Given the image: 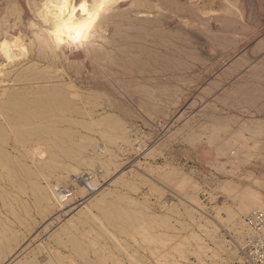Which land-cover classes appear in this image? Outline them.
Here are the masks:
<instances>
[{
  "label": "rangeland",
  "instance_id": "rangeland-1",
  "mask_svg": "<svg viewBox=\"0 0 264 264\" xmlns=\"http://www.w3.org/2000/svg\"><path fill=\"white\" fill-rule=\"evenodd\" d=\"M24 1L0 0V20L7 18L2 24L0 21L2 38L19 31L29 35L28 22L33 20V16L28 10H36L40 0ZM139 1L142 4L139 11H147L148 14H134V17L133 13H129L131 17H124L129 20L116 19L119 21L110 25L104 44L100 42L104 47L101 52L110 54L109 61L106 59L97 63L88 62L89 64L85 63L83 66L67 67L66 73L63 72L66 75L61 72L55 75L51 69L42 71L47 66L52 67L51 64L31 56L30 59L4 69L10 75L0 83V91L8 87L15 98L31 97L28 98L31 100L33 96L36 98L34 93L37 91L53 90L51 95H56V99L47 110L34 106L35 98L25 107L27 112L17 106L7 107L10 123L16 127V131L17 128L20 130L16 135L8 132L10 130L6 120L0 119L1 127L4 125V131L0 127V167H4L0 168V264H18L26 257L32 259V264H48L47 251L50 249L66 254L65 248L59 244L62 236V242L67 241L66 235L60 234L58 229L62 227L68 214L71 213L72 216L75 213L73 210L82 208L92 198L99 199L100 193L108 192L109 189L123 197L148 203L154 213L169 214L171 222L178 228L181 227L178 221L184 223L183 225L189 224L190 228L182 229V236L189 235V231L193 230L199 233L197 224H191L193 218L189 221L187 217L194 214V211H197V219L202 215V220L205 217L212 221L213 217L214 222H220L221 218H226V209L235 212L237 217L234 216L235 220L232 222L221 220V223L234 224L241 213L246 215L242 214V221L256 213L264 234V212L256 207V200L248 203L252 202L251 198L249 199L251 194L247 196L248 192L252 191L264 200V185L255 184L258 180L264 183V0H162V4L161 0H127L121 6L129 8ZM147 1L149 5L146 4ZM13 3L27 11L22 10L21 15L12 12ZM204 11L208 14H203ZM74 12L77 13L78 9H74ZM116 26L120 29H115ZM141 26L145 27L144 30ZM129 36L133 37L132 40ZM38 54L37 51L36 55ZM22 79L26 81L23 82ZM70 85L74 90L69 88ZM75 91L81 95L80 98H75L78 100L70 97ZM68 102L71 103L72 109L66 107ZM0 109L3 110L1 105ZM26 113H32L34 118L32 126L26 125L25 128L21 117ZM44 118H47V121ZM90 118L92 121L115 123V128L109 131L113 143L105 144L99 128H88ZM66 119L69 122L65 121ZM48 120L50 123L47 124ZM32 128L37 132H33V135L26 134V131H31ZM21 142H24V145ZM38 143L48 149V156L45 155V159L43 157L46 165L34 163L28 152L29 148L32 150ZM34 155L40 157L38 152ZM71 167L76 168L77 172H69ZM163 172L174 176L173 183L166 184L162 178L158 179L157 176H162ZM120 178L122 180L119 184L114 182ZM181 179L189 180L195 185L194 191H190L189 195L197 198L196 203L191 202L186 194L178 190V183L175 182ZM92 182L96 185H92ZM47 183L55 185L57 192L60 191L73 201L60 207L54 198L48 200L45 192ZM34 184L37 185L36 188H33ZM226 185L231 194L223 192V186L226 188ZM133 186L135 191L131 188ZM228 189L226 192L230 193ZM79 190H84L85 194H77ZM114 196L112 199L117 198ZM112 199L108 198L109 201ZM240 201H244L243 204L248 203L249 207L254 204L255 208L245 210L247 214L244 209L241 212ZM168 209L173 210V213H168ZM11 210L12 215L9 213ZM51 220H54V223ZM208 220L209 224H213ZM221 223L216 230L222 241H230V232ZM93 225L95 224L87 222L77 230L73 229L76 233L71 230L70 236H75L74 239L77 238L85 245L82 244L85 252L82 258L77 260L78 264H115L116 258L123 264H129L128 260L126 261L127 252H137L142 261L144 260L143 264H159L158 254L154 255L150 251L153 250V245L148 247L140 241L136 243L128 234H122L118 227L106 226L104 220L97 225H105L106 234L103 231L99 233L101 230H97ZM91 229L94 230L93 234L89 231ZM3 230L5 232H2ZM54 235L56 236L53 237ZM81 235L84 236L81 238ZM91 237L96 239L95 244L89 242L93 240ZM204 238L207 237L201 234L203 243L192 242L190 252L205 243L209 249H214L219 254L218 246L213 242L211 243L214 246L210 242L207 244ZM42 241L48 248L47 251L42 250ZM16 247L18 249H15ZM167 249L166 247L164 251L167 252ZM258 252L261 256L259 264H264V240ZM221 255L222 258H227L226 255ZM211 257V253H208L202 257L200 263L194 256H188L189 264H213V260L216 264L225 262L220 255L215 259ZM185 262L188 263V259L180 263L186 264ZM238 263L243 264L233 258L223 264Z\"/></svg>",
  "mask_w": 264,
  "mask_h": 264
},
{
  "label": "bare ground",
  "instance_id": "bare-ground-1",
  "mask_svg": "<svg viewBox=\"0 0 264 264\" xmlns=\"http://www.w3.org/2000/svg\"><path fill=\"white\" fill-rule=\"evenodd\" d=\"M22 1V0H21ZM126 2L127 0H91V1H85V0H78L76 2V0H67V3L69 5L68 9L65 10L63 13L60 12V7L65 3V0H40V5L39 7L36 9V10H31L29 9L28 12L33 16L31 18H33V20L31 21L29 18L28 20H30L31 22H28V28L30 30V33L29 35L27 34H24L22 32H18V33H14V35H10L9 37H5L2 38L1 36V40H0V61L3 62V63H0V77H1V80H0V83H3L4 82V79L7 77H9L8 75H10L8 73V71L4 70L5 68L7 67H10L12 66L13 64L17 63V62H22V61H25L27 59H30L31 56L35 57V58H38L39 60H41V62H47L49 64L52 65V67L50 66H47L46 68H43L42 71H47V70H53L54 71V74L57 73V72H65V69L67 67H74V66H83L85 63L86 64H89L88 62H96L97 61H104V60H108V54H103L101 51H103L104 47L100 44V42H103L104 44V41H106V38H105V34L106 32L109 30V27L110 25H114L116 24V21H121V19L124 17L126 18V16L129 14V13H133V16L134 14L135 15H146L148 14V12L146 11H139L141 8V3L140 1L136 4H132L129 8H124L123 6H121V4L123 2ZM135 1V0H134ZM138 1V0H137ZM142 1V0H141ZM165 1V0H164ZM163 1V2H164ZM224 1V0H223ZM26 2V0L24 1V3ZM76 2V3H75ZM144 2V1H143ZM142 2V3H143ZM146 2V0H145ZM158 2V1H157ZM160 2V1H159ZM168 2V1H167ZM181 2V1H180ZM81 3H84L87 5L86 9L81 11L80 10V4ZM149 2L147 1L146 4H148ZM169 3V2H168ZM167 3V4H168ZM12 4V3H11ZM14 5L13 8H12V12L16 13V14H19L21 15L20 13L22 12L23 9L20 8V6H16V3H13ZM39 4V3H38ZM161 4H162V0H161ZM28 5V3H27ZM149 5V4H148ZM147 5V6H148ZM146 6V8H148ZM166 6V5H165ZM196 6V5H195ZM24 7H27V6H24ZM143 7V6H142ZM159 7H162V6H159ZM140 8V9H139ZM145 8V7H143ZM156 8V7H155ZM154 8V9H155ZM232 8V7H231ZM26 9V8H25ZM74 9L77 10L78 9V12H74ZM153 9V8H152ZM157 9V8H156ZM160 10V9H159ZM164 10V9H163ZM167 10V9H166ZM8 11V10H7ZM5 11V12H7ZM25 11V10H24ZM27 11V9H26ZM25 11V12H26ZM165 11V10H164ZM208 11V10H207ZM217 11V10H216ZM9 12V11H8ZM6 13L7 15L9 13ZM171 12V11H170ZM209 12V11H208ZM212 12V11H211ZM203 14L206 13L205 11L202 12ZM201 13V14H202ZM13 14V13H12ZM208 14V13H206ZM205 14V15H206ZM210 14V13H209ZM29 15V14H28ZM132 15V14H131ZM151 15V14H150ZM156 15V14H155ZM159 15V14H158ZM9 16V15H8ZM15 16V15H14ZM18 16V15H17ZM16 16V18H17ZM130 16V15H128ZM127 16V17H128ZM172 16V15H170ZM7 17V16H5ZM11 17V16H9ZM20 17V16H19ZM131 17V16H130ZM135 17V16H134ZM141 17V16H140ZM138 16V18H140ZM91 18V23L89 24V20ZM120 18L119 20H116ZM129 18V17H128ZM127 18V19H128ZM137 18V19H138ZM143 18V17H142ZM7 19V18H6ZM6 19L4 20H0L1 21V24L3 23L2 21L6 22ZM19 19V18H18ZM126 19V20H127ZM137 19L135 21H137ZM207 19V18H206ZM27 20V21H28ZM124 19V21H126ZM129 20V19H128ZM143 20V19H142ZM148 21V20H147ZM129 22V21H128ZM127 22V23H128ZM133 22V21H132ZM120 23V22H119ZM118 23V24H119ZM123 23V22H122ZM120 23V24H122ZM130 23H131V20H130ZM136 23V22H135ZM141 23V22H140ZM145 23L146 20H145ZM144 23V24H145ZM149 23V22H148ZM119 24V25H120ZM27 25V24H26ZM87 25V27H82V26H85ZM118 25V26H119ZM130 25V24H129ZM128 25V26H129ZM142 25V24H141ZM14 26V25H13ZM25 26V25H24ZM118 26H116L115 29H120L117 28ZM122 27V25H120ZM124 26V25H123ZM132 26V25H130ZM137 26V25H136ZM144 26V25H143ZM143 26H141L143 28ZM148 26V24H147ZM3 27V26H2ZM1 27V28H2ZM112 27V26H111ZM126 27V26H125ZM14 28V27H13ZM16 28V27H15ZM141 28V29H142ZM145 28V27H144ZM143 28V30H144ZM12 29V28H11ZM22 29V28H20ZM19 29V30H20ZM131 29V28H129ZM139 28H137L136 31H138ZM10 30V28H9ZM17 30V29H16ZM60 31V36H59V40L60 41H63V43H59L58 42V37L55 35L57 33V31ZM77 30H79V33H80V38L79 40L77 41L75 39V37L77 36ZM124 30V29H123ZM122 30V31H123ZM126 30V29H125ZM142 30V31H143ZM7 31V30H6ZM118 31V30H117ZM116 31V32H117ZM120 31V30H119ZM140 31V30H139ZM8 32V31H7ZM115 32V33H116ZM124 32V31H123ZM123 32H121V34H123ZM126 32V31H125ZM124 32V33H125ZM128 32V31H127ZM131 32H134V31H131ZM131 32H129L128 34L131 35ZM4 33V32H3ZM6 33V32H5ZM11 33V32H10ZM27 33V31H26ZM7 34V33H6ZM119 34V32H118ZM4 35V34H3ZM111 35V34H110ZM113 35V34H112ZM120 35V34H119ZM118 35V37H120ZM127 34H125L124 36L126 37ZM143 35V34H142ZM115 36V34L113 35ZM112 36V37H113ZM133 36V35H132ZM131 36V37H132ZM70 37H72L70 39ZM111 37V38H112ZM116 36V38H118ZM124 37V38H125ZM130 37V36H129ZM130 37V38H131ZM135 37V35H134ZM139 37V35L137 36ZM133 38V37H132ZM131 38V40H132ZM136 38V37H135ZM140 38V37H139ZM113 40L115 39L112 38ZM127 39V38H126ZM125 40V39H124ZM114 42V41H113ZM113 42H110V43H113ZM120 42V41H119ZM126 42V40H125ZM107 43V42H106ZM124 43V42H123ZM127 43V42H126ZM125 43V44H126ZM119 44V43H118ZM121 44V43H120ZM106 45V44H105ZM124 45V44H123ZM111 46V45H110ZM114 47V46H113ZM127 47V46H126ZM120 48V47H119ZM123 48V47H122ZM109 49V48H108ZM113 49V48H112ZM117 50V48H116ZM114 50V51H116ZM39 52L38 55H36V52ZM105 51V50H104ZM108 51V50H107ZM111 52V50H109ZM106 52V51H105ZM109 53V52H108ZM117 53V52H116ZM115 53V54H116ZM120 53V52H119ZM113 54V52L111 53ZM123 54V53H122ZM107 55V56H105ZM113 58V57H112ZM34 60V59H33ZM112 60V59H111ZM110 60V61H111ZM29 61V60H28ZM27 61V62H28ZM109 61V60H108ZM106 62V61H105ZM33 63V62H32ZM92 63V64H93ZM95 63V64H96ZM107 63V62H106ZM4 64V65H3ZM91 64V63H90ZM91 64V65H92ZM35 65V64H34ZM39 65V64H38ZM41 65V64H40ZM102 66V65H101ZM28 67V66H27ZM87 67V65H86ZM100 67V66H99ZM104 67V66H103ZM18 68V67H17ZM31 68V67H29ZM15 69V68H13ZM11 69L10 72L13 70ZM26 69V67L24 68ZM73 69V68H71ZM77 69V68H75ZM84 69V68H82ZM23 70V69H22ZM33 70V69H31ZM80 70V69H79ZM76 71V70H75ZM19 72V71H18ZM29 72V71H28ZM37 74H38V71H36ZM35 72V73H36ZM12 73V72H11ZM25 73H27L25 71ZM60 73V74H61ZM66 73V72H65ZM24 74V73H23ZM40 74H41V71H40ZM53 74V75H54ZM76 74V72H75ZM29 75V74H28ZM56 75V74H55ZM63 75H66L63 73ZM18 76V75H17ZM52 76V75H51ZM15 77V76H14ZM21 77V76H20ZM19 77V78H20ZM25 77V76H24ZM46 77V75L44 76V78ZM35 78V77H34ZM38 78V77H37ZM59 78V77H58ZM15 79V78H14ZM61 79V78H60ZM6 80V79H5ZM39 80V79H38ZM42 80V79H41ZM49 80H51L49 78ZM48 80V81H49ZM21 81V80H20ZM22 81H26V80H23ZM13 82V81H12ZM15 82V81H14ZM53 82V81H52ZM57 82V81H56ZM33 83V82H32ZM32 83H30L32 85ZM42 83V82H41ZM29 84V83H27ZM37 84V83H36ZM65 84V83H64ZM71 84V83H70ZM6 85V84H5ZM4 85V87H5ZM12 85V84H11ZM15 85H18V84H15ZM15 85H14V88H15ZM20 85V83H19ZM40 85V83H39ZM53 85V84H52ZM21 86V85H20ZM29 86V85H28ZM34 86V85H33ZM32 86V87H33ZM46 86V85H44ZM35 87V86H34ZM8 87H6L5 89L1 88L2 90L0 91V105L3 107V110L0 109V119L3 118L4 120H6L7 122V127L9 128L10 133L12 134H15L16 135V132L17 131H20L18 130L19 128H17V131H16V127L14 125H12L7 117V107H12L13 106H17L18 108H20L23 112H27L26 108L28 103H30L31 100H33V98H35L33 96V98L31 100H29L28 98H31V97H22V98H15V95L13 93H10V88L7 89ZM26 88V87H25ZM69 88L73 89L74 87H72V85L69 86ZM67 88V90L69 89ZM16 89V88H15ZM13 89V90H15ZM42 89V88H41ZM30 90V89H29ZM28 90V91H29ZM58 90V89H57ZM74 90V89H73ZM72 90V91H73ZM27 91V92H28ZM35 91V90H34ZM33 91V92H34ZM41 91V90H40ZM37 91L35 92V105L34 106H39V108L41 110H47L49 108L52 107V103L55 102V96H52L51 95V91L53 90H45V91ZM20 92V91H19ZM19 92H16V93H19ZM63 92V91H62ZM78 92V90H77ZM75 91L74 94L70 95L71 98H80L81 95H79ZM22 93V91H21ZM20 93V94H21ZM66 93V92H65ZM60 94V92H59ZM67 94V93H66ZM33 95V94H32ZM58 95V94H57ZM31 96V95H30ZM69 97V98H70ZM83 97V96H82ZM85 97V96H84ZM64 98V97H63ZM90 98V97H89ZM60 99V98H58ZM61 100H63L61 98ZM75 100H78V99H75ZM87 100V98H86ZM33 101V102H34ZM57 101V100H56ZM80 101H82L80 99ZM89 101V100H88ZM32 102V101H31ZM58 102V101H57ZM64 102V101H63ZM65 104V102H64ZM76 104V103H75ZM30 105V104H29ZM31 106V105H30ZM74 106V105H72ZM66 107H69L70 109L71 108V103L68 102L67 103V106ZM75 107V106H74ZM6 108V109H5ZM36 108V107H35ZM38 109V108H37ZM53 109V108H52ZM62 109V108H61ZM78 109V110H77ZM77 109L75 108V111H79V108L77 107ZM63 110V109H62ZM66 110V109H65ZM69 110V109H68ZM50 111V110H49ZM67 111V110H66ZM72 111V110H71ZM74 111V112H75ZM76 111V112H77ZM68 112V111H67ZM75 112V113H76ZM14 113V112H12ZM38 113V112H36ZM79 113V112H78ZM87 113V112H86ZM16 114V113H15ZM40 114V113H39ZM52 114V113H51ZM65 114V112H64ZM9 115V113H8ZM44 115V114H43ZM46 115V114H45ZM49 115V114H48ZM54 115V114H52ZM59 115H63V114H59ZM89 115V114H88ZM51 116V115H50ZM21 117V116H20ZM23 117V118H22ZM21 119L23 120L22 122L24 123V127L27 125H31L32 124V121H33V118H34V115L32 113H26L24 116H22ZM88 117V116H86ZM15 118V117H14ZM55 119V118H54ZM65 119V118H64ZM45 121H47V118L45 119ZM51 120V118H50ZM48 120L47 124L50 123ZM90 120V123L88 125V128H91V129H94V128H99V130L101 131V136H102V139L104 140L105 144L106 142L108 143H113V138L109 136V131L111 132V130H113L115 128V123L114 122H111V121H92L91 118L89 119ZM36 121V120H35ZM58 121V120H57ZM65 121H68L67 119ZM4 122V121H3ZM21 122V121H20ZM21 122V123H22ZM43 122V121H42ZM53 122V121H52ZM55 122V121H54ZM62 122V121H61ZM69 122V121H68ZM44 123V122H43ZM88 123V122H86ZM6 124V123H5ZM46 124V122H45ZM54 124V123H52ZM79 124V123H78ZM20 125V124H19ZM39 124H37L38 126ZM43 125V124H42ZM51 125V124H50ZM55 125V124H54ZM68 124L66 123V126ZM73 125V124H72ZM71 125V126H72ZM4 125H2L3 127ZM32 126V125H31ZM35 126V125H34ZM49 126V125H48ZM69 126V125H68ZM67 126V127H68ZM83 126V125H82ZM1 127V125H0ZM1 127V130H3V128ZM6 127V126H5ZM58 127V126H57ZM60 127V126H59ZM77 127V126H76ZM84 127V126H83ZM87 127V126H85ZM84 127V128H85ZM26 128V127H25ZM28 128V127H27ZM39 128V126H38ZM73 128V127H72ZM7 129V128H6ZM29 129V128H28ZM58 129V128H57ZM62 129V128H61ZM59 128V130H61ZM65 129V128H64ZM30 130V129H29ZM42 130V128H41ZM40 130V131H41ZM58 130V132H59ZM4 131V130H3ZM25 131V130H24ZM64 131V130H63ZM87 131V130H86ZM90 131V130H89ZM27 133L26 134H32L33 135V132H37V130H32L31 131H26ZM68 132V131H67ZM66 132V133H67ZM91 132V131H90ZM94 132V131H92ZM3 132L1 131V134ZM6 135V131L4 132ZM25 133V132H24ZM21 134V132H20ZM47 134V132H46ZM17 135L19 136V133H17ZM25 135V134H24ZM37 135V134H36ZM56 135V133H55ZM9 135H7L8 137ZM23 136V134H22ZM20 136V137H22ZM39 136V134H38ZM62 136V135H60ZM66 136V135H65ZM14 137V136H13ZM26 137V136H25ZM32 137V136H31ZM34 137V136H33ZM57 137V136H56ZM84 137V136H83ZM82 137V138H83ZM54 138V136H53ZM211 138V137H210ZM22 139V138H21ZM30 138H28L29 140ZM34 139V138H33ZM38 139V138H37ZM70 139V138H68ZM72 139V138H71ZM213 139V138H212ZM13 140V138H12ZM79 140V139H78ZM83 140V139H82ZM211 140V139H210ZM7 141V140H6ZM10 141V140H9ZM25 141V140H24ZM42 141V140H41ZM40 141V142H41ZM45 141V140H44ZM49 141V140H48ZM59 141V140H58ZM73 141V140H72ZM92 141V140H91ZM3 142V141H2ZM20 142V141H19ZM43 142V141H42ZM53 142V141H52ZM55 142V141H54ZM65 142V141H64ZM77 142V141H76ZM80 142V141H79ZM14 143V142H13ZM22 143V142H21ZM24 143V142H23ZM22 143V145H24ZM28 143H30V141H28ZM51 143V142H50ZM72 143V142H71ZM89 143V142H88ZM107 143V144H108ZM4 144V142H3ZM35 144V142H34ZM44 144H47V143H44ZM62 145V143H60ZM79 144V143H78ZM84 144V143H83ZM90 144V143H89ZM19 145V143H18ZM28 145V144H27ZM57 145V144H56ZM73 145V144H72ZM92 145V143H91ZM3 146V145H2ZM106 146V145H105ZM109 146V144H108ZM23 147V146H22ZM65 147V145H64ZM86 147V146H85ZM5 148V147H4ZM75 148V147H74ZM32 149V148H31ZM79 149L81 150V148L79 147ZM33 150H35V152H38L40 155V157H36L34 154L35 152H33ZM53 150V149H51ZM56 150V149H55ZM62 150V149H61ZM64 150V149H63ZM83 150V149H82ZM106 150V148H105ZM57 151V150H56ZM60 151V150H59ZM68 151V150H66ZM110 151V150H109ZM27 152V151H25ZM29 154L31 155L30 157L33 159L34 163L36 164H45L44 162V159H45V155L48 156V149L43 146L42 144L38 143V145H36L35 147H33L32 150H30L29 148ZM70 152V151H69ZM104 152V151H103ZM74 153V152H73ZM107 153V152H106ZM54 154V153H53ZM57 154V153H56ZM66 154V153H65ZM69 154V153H68ZM76 154V153H75ZM108 154V153H107ZM206 154V153H205ZM209 154V153H208ZM22 155V154H21ZM52 155V154H51ZM71 155V154H70ZM74 155V154H73ZM77 155V154H76ZM2 156V155H1ZM8 156V155H7ZM23 156V155H22ZM21 156V157H22ZM45 156V157H44ZM54 156V155H53ZM52 156V157H53ZM57 156V155H56ZM62 156V155H61ZM75 156V155H74ZM80 156V155H79ZM10 157V156H9ZM12 157V156H11ZM16 157V156H15ZM28 157V156H27ZM44 157V159H43ZM51 157V156H50ZM70 157V156H69ZM109 157V156H108ZM77 159V158H76ZM3 160V159H2ZM70 160V159H68ZM75 160V159H74ZM15 161V159H14ZM54 161V160H53ZM79 161V160H78ZM17 162V161H16ZM71 162V161H69ZM82 162V160H81ZM32 163V162H31ZM48 163V161H47ZM23 164V163H22ZM55 164V163H54ZM74 164V163H72ZM46 165V164H45ZM57 165V163H56ZM59 165V164H58ZM61 165V164H60ZM112 165V164H111ZM20 166V164H19ZM53 166V165H52ZM45 167V166H44ZM55 167V166H54ZM116 167V166H115ZM2 168V167H0ZM4 168V167H3ZM2 168V169H3ZM20 169V168H19ZM18 169V170H19ZM37 171V170H36ZM31 174L33 173L32 171H30ZM69 172H77V169L76 168H70V171ZM1 173V172H0ZM37 173V172H36ZM46 173V172H45ZM14 174V173H13ZM22 174V173H21ZM39 174V173H38ZM161 174V173H160ZM35 176V174H33ZM43 175V173H42ZM45 175V174H44ZM1 176V175H0ZM7 176V175H6ZM19 176V175H18ZM46 176V175H45ZM36 177V176H35ZM39 177V176H37ZM47 177V176H46ZM158 179H163V181H165L166 184H171L173 183V179H174V176H171V173H164L163 172V175H158L157 176ZM9 179V177H6ZM34 178V177H32ZM12 179V178H11ZM26 179V178H25ZM48 179V177H47ZM38 180V179H37ZM120 180H122L121 178L120 179H116V181L114 180V182H120ZM124 180V179H123ZM3 181V180H2ZM47 181V180H46ZM127 181V180H126ZM37 183V182H36ZM46 183V182H45ZM52 183V182H51ZM50 183V184H51ZM56 183V182H55ZM175 183H178V190L181 192H183L184 194L187 195V197L191 200V202L193 203H196L198 200H196L197 198L194 196V195H189V192L190 191H194V188H195V185L193 184V182H190L189 180H178V182H175ZM11 184V182H10ZM13 184V183H12ZM49 183H47V186L45 187V192L47 193V198L48 200H50V198H54L56 201H57V204L60 206V207H64L66 206L67 204H69L71 201V199L69 198H66L65 194L63 193H60L57 192L58 190H56V186L55 185H50ZM58 184V183H57ZM95 184L92 182V185ZM119 184V183H118ZM124 184V183H123ZM127 184V183H126ZM257 186H263L264 183H262L260 180H258L256 183H255ZM17 185V184H16ZM15 185V186H16ZM96 185V184H95ZM115 185V184H114ZM117 185V184H116ZM121 185V184H120ZM36 184H34V187L33 188H36ZM119 186V185H118ZM125 186V185H124ZM11 187H13L11 185ZM18 187V186H17ZM92 187V186H91ZM122 185L119 187L121 188ZM136 187V186H135ZM20 188V187H18ZM42 188V187H41ZM93 188V187H92ZM126 188V186H125ZM132 189L134 188L131 187ZM225 187L223 186V189L224 190L223 192H225V194H231V191L228 189L227 185H226V188L224 189ZM78 189V188H77ZM157 189V188H156ZM226 189H228V191H230V193L226 192ZM21 190V189H20ZM128 190H131V189H128ZM134 190V189H133ZM137 190V189H136ZM158 190V189H157ZM16 191V190H15ZM19 191V190H18ZM135 191V190H134ZM133 191V192H134ZM156 191V190H154ZM160 191V190H158ZM157 191V192H158ZM6 192V191H5ZM41 192V191H40ZM39 192V193H40ZM43 192V191H42ZM119 192V191H118ZM137 192V191H136ZM251 192V193H250ZM7 193V192H6ZM77 193V192H76ZM247 193V192H246ZM244 194L246 198V195L249 193V195L247 196H251L249 197L251 201H248L249 199H247L248 203H257L255 204L256 207L258 206L259 210L263 211L264 212V200L259 198L258 194L256 192H252V191H249L247 194ZM11 194V193H10ZM19 194H20V191H19ZM38 194V193H37ZM79 195H84L85 194V191L84 190H79L78 193ZM136 194V193H135ZM116 195V199H112L114 198ZM7 196V195H6ZM16 196V195H15ZM13 196V197H15ZM114 196V197H113ZM125 196V195H124ZM10 196H8L7 198L9 199ZM99 199L98 197H95V198H92L88 201V203L86 205H84L82 208H77L75 210H73V212H75L72 216H70V214H68V218L65 220L64 224L62 225V227L59 230L60 234H65L66 235V239L67 241L65 242H62V237L61 238V242L60 240L58 242H60L59 244L65 248V250L67 251L66 254H61L60 252H58L57 250H51L48 252V248H46V246L43 244V241H42V244H40L42 250L44 249V251H47L48 253V257H49V261L48 264H78L77 263V260L82 258V255H84L83 253L85 251H83V248H82V244L83 242H79L77 240V238L74 239L73 236H70L72 235L71 234V230L75 229L77 230L80 226H83L84 224H86L87 222H90L92 224H95L93 225L94 228H97L101 230V232L99 233H102V231L106 234V231H107V227L106 226H111V227H118V229H120V232L122 234H128L130 236V238L135 241L136 243L138 241H140L141 243L145 244L146 246L149 247V245H153L154 248L153 250H150L154 253H157V257L159 258V261L158 263L159 264H181L180 262L182 260L186 261L188 259V263L186 264H189V258L188 256H194V258H196L200 263L202 262V257L203 256H207L208 253H211V258L212 259H215V258H219V255H220V258L222 260H224L225 262L223 263H226L228 262V260H232L233 258L236 257V253L235 251L233 250H229V249H225V246L223 244V241H222V238H221V235L218 233V231L216 230L217 227L220 225L221 223V220L224 221V222H232L233 220H235L234 216L237 217V214L234 215V213L231 211V210H227L226 212V218H221L219 221L220 222H214L213 221V217H212V221L206 219L205 217L203 218L204 220L201 219L202 215H200V218L197 219L196 217V214L197 211H194V214L192 215H188V219L190 221L191 218H193V225H196L197 224V229L199 230V233H196L192 231H189V235L187 236H182L180 233L183 232V228H186L185 230H187V227L190 228L189 224L187 225H183L180 221H178L177 223L180 224V228H178V226H176L175 224H173L171 221V216L169 214H159V213H154L151 211V208L149 206L148 203L146 202H138L136 200H133L131 199L130 197H123L122 195H119V194H116L114 193V191H109L107 192H102L100 193L99 195ZM1 198V196H0ZM35 198V197H34ZM108 198H111L112 200H108ZM196 198V199H195ZM248 198V197H247ZM3 200V199H1ZM7 200V199H6ZM10 200V199H9ZM47 200V202H48ZM254 200V201H253ZM14 201V200H13ZM235 201H237L235 199ZM239 201V200H238ZM242 201V200H241ZM240 201V208H242L241 212L245 210H251V207L252 209H254L255 207L252 205H250L251 207H249V204L245 202V204H248V205H245ZM8 202V201H7ZM20 203V202H19ZM51 203V201H50ZM10 204V203H9ZM26 204V203H25ZM239 204V202H238ZM243 204V205H242ZM6 206V205H5ZM11 206V205H10ZM68 207V206H67ZM249 209H248V208ZM254 207V208H253ZM11 208V207H9ZM51 208V206H50ZM247 208V209H246ZM6 209V208H5ZM65 210H67L66 208H64ZM196 209V208H195ZM222 210V208H220ZM258 210V209H256ZM20 211V210H19ZM55 211V210H54ZM62 211V210H61ZM69 211V210H68ZM260 211V212H261ZM11 212V215H12V210L9 211V213ZM45 212V211H44ZM63 212V211H62ZM173 213V210L171 209H168V213ZM200 212V211H199ZM248 212V211H247ZM262 212V213H263ZM23 213V212H22ZM25 213V212H24ZM219 214V211L217 212ZM246 213V211H245ZM242 214L238 216V221L234 224H228V223H221L223 226H225L228 230H233V228H235L234 230H240V229H237L238 226L237 224H240L241 221H242ZM247 214V213H246ZM50 215V214H49ZM245 215V214H244ZM70 216V217H69ZM246 216V215H245ZM13 217V216H12ZM16 217V216H14ZM18 218V217H17ZM55 218V217H54ZM15 219V218H14ZM237 219V218H236ZM104 220L105 223H107V225L105 226H100V225H97L98 222ZM210 221L212 222L213 224H209ZM52 221V220H51ZM54 221V220H53ZM52 221V222H53ZM176 222V221H174ZM203 223V224H207L202 226L200 225V223ZM3 223V221L1 222ZM54 223V222H53ZM195 223V224H194ZM51 224V223H50ZM48 225V224H47ZM5 226V225H4ZM46 226V225H44ZM52 226V225H51ZM92 226V225H91ZM185 226V227H184ZM6 227V226H5ZM4 227V228H5ZM85 227V226H84ZM233 227V228H232ZM46 228V227H45ZM2 229V228H1ZM7 229V228H5ZM10 229V228H8ZM7 229V230H8ZM183 229V230H182ZM209 229V230H208ZM43 230V229H42ZM45 230V229H44ZM47 230V229H46ZM92 230V229H91ZM89 230L91 233L94 231V230ZM74 231V230H73ZM215 231V232H214ZM264 231V229H263ZM2 232H5L4 230ZM1 232V233H2ZM44 232V231H43ZM75 232V231H74ZM87 232V231H86ZM90 232L89 235H90ZM10 233V232H9ZM58 233V232H57ZM55 233V234H57ZM76 233V232H75ZM175 235H174V234ZM5 234V233H4ZM7 234V232H6ZM31 234V233H30ZM40 234V233H39ZM43 234V233H42ZM84 234H86L84 232ZM93 234V233H92ZM95 234V233H94ZM97 234V233H96ZM201 234L202 235H205L209 240H207V238H204L206 239V243L207 242H213L215 243L216 246H218V248L220 249V252L218 254V252L214 249H209L206 244L204 243L203 245L199 246L196 250H194V252H190V247H192V242H195V243H203V240L201 239ZM14 236V234H12ZM11 235V236H12ZM32 235V234H31ZM35 235V234H34ZM99 235V234H98ZM2 236H4L2 234ZM56 235H54L53 237H55ZM61 236V235H60ZM82 236L84 235H81V238ZM88 236V235H87ZM97 236V235H96ZM101 236V235H100ZM58 237V236H57ZM77 237V236H76ZM58 238V239H60ZM80 238V237H79ZM86 238V237H85ZM92 239L94 237H91ZM14 239V238H13ZM6 240V239H5ZM40 240V239H39ZM50 240V239H49ZM53 240V238H52ZM87 240V239H86ZM96 239H93V240H90L89 242L91 244H93L95 242ZM29 241V240H27ZM41 241V240H40ZM7 242H5L6 244ZM40 243V242H39ZM57 243V241H56ZM211 243L213 246L214 244ZM90 244V245H91ZM95 244V243H94ZM209 244V243H207ZM37 245V244H36ZM59 245V246H60ZM88 245V244H87ZM69 246L71 248H69ZM83 246H85L83 244ZM1 247V246H0ZM3 247V246H2ZM19 247V245H18ZM166 247L168 248L167 252L164 251V249H166ZM222 248V249H221ZM15 249H18L17 247ZM14 249V250H15ZM142 249V248H141ZM150 249V248H149ZM20 250V249H19ZM17 251V250H16ZM14 251V252H16ZM37 251V250H36ZM65 251V252H66ZM229 251V252H228ZM27 252V251H26ZM42 252V251H41ZM135 252V251H134ZM14 254V253H13ZM39 254V252H38ZM221 254H224L226 255L227 258H222V255ZM16 255V253L14 254ZM31 256V255H30ZM9 257V256H8ZM14 257V256H13ZM37 257V256H36ZM210 257V256H209ZM12 258V257H11ZM157 258V259H158ZM210 258V259H211ZM1 259V258H0ZM106 259V258H105ZM104 259V263L106 262ZM116 263L115 264H123V262H121L120 260H118V258H116ZM144 259V258H143ZM211 259V260H212ZM123 260V259H122ZM128 260L129 264H143V261H142V257L138 255V253H132V252H127V257H126V261ZM227 260V261H226ZM11 261V260H10ZM36 261V260H35ZM124 261V260H123ZM127 262V263H128ZM213 264H216V261L213 260ZM5 263V262H4ZM9 263V262H7ZM32 259L30 258V260L28 259V257H26L24 260H20L18 262V264H32ZM90 263V262H89ZM95 263V262H94ZM103 263V262H102ZM221 263V264H223Z\"/></svg>",
  "mask_w": 264,
  "mask_h": 264
},
{
  "label": "built area",
  "instance_id": "built-area-1",
  "mask_svg": "<svg viewBox=\"0 0 264 264\" xmlns=\"http://www.w3.org/2000/svg\"><path fill=\"white\" fill-rule=\"evenodd\" d=\"M240 230H228L230 232V241H223L224 246L229 250H233L236 253L234 259L239 260L243 264H259L261 256L258 249L262 243L264 234L262 228H260L259 219L256 213L251 217L245 218L240 224H237ZM239 264V263H238Z\"/></svg>",
  "mask_w": 264,
  "mask_h": 264
},
{
  "label": "clouds",
  "instance_id": "clouds-1",
  "mask_svg": "<svg viewBox=\"0 0 264 264\" xmlns=\"http://www.w3.org/2000/svg\"><path fill=\"white\" fill-rule=\"evenodd\" d=\"M68 7H69V5H68V3H67V0H65V3L60 7V12L63 13L65 10L68 9ZM79 7H80V10L83 11V10L86 9L87 5L84 4V3H81ZM90 23H91V18H90V20H89V24H90ZM82 27H87V25L82 26ZM55 35L58 37V42H59V43H63V41H60V40H59V36H60V31H59V30L57 31V33H56ZM71 38H72V37H70V39H71ZM79 38H80V33H79V30H77V36L75 37V39L78 41Z\"/></svg>",
  "mask_w": 264,
  "mask_h": 264
}]
</instances>
